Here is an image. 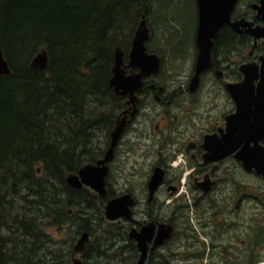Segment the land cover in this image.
Segmentation results:
<instances>
[{
  "label": "flooded vegetation",
  "instance_id": "af4514ba",
  "mask_svg": "<svg viewBox=\"0 0 264 264\" xmlns=\"http://www.w3.org/2000/svg\"><path fill=\"white\" fill-rule=\"evenodd\" d=\"M139 1L135 28L130 32L131 27H127L119 46L122 69L126 77L140 73L138 67L130 65V53L135 31L144 17L149 31L145 53L159 58V71L140 77L138 91L115 95L108 86L112 61L109 91L105 99L95 100L96 106L106 110V120L91 125V129L95 126L94 130L100 131L94 134V141L87 140L90 147L84 149L88 157L93 156L85 165H96L112 146L118 119L125 120L106 163V197L86 186L74 190L100 198L103 211L107 201L130 195L131 219L105 220L111 236L118 241L125 239V250L135 251L133 264H137L141 252L130 234L140 233L145 227L150 233L145 240L144 264H184L185 260L189 264H242L243 232L255 237L244 251L250 260L261 232L257 224L264 221V193L242 186L241 177L263 179L254 171H245L238 159L254 115L264 120V97L259 94L261 85L264 88V37L254 34L257 29L264 31V0H235L227 24L218 29L203 28V33L214 34L208 40L210 61H205L204 54L203 67H198L200 15H212L221 8L208 5L200 11L198 0H194L196 21L192 31L169 10L175 0L169 7L165 0ZM226 2L223 0V4ZM159 3L163 11L158 12ZM156 19L162 21L157 23ZM158 31L166 41L160 47L153 43ZM258 145L264 147V136ZM93 148L99 149L95 152ZM81 167L67 176L76 175ZM153 177L157 181L161 178L154 187L149 186ZM189 209L191 218L186 217H190ZM167 227L171 235L162 241V230ZM84 233L88 238L86 249L88 232H82L73 247ZM84 251L75 256L81 264Z\"/></svg>",
  "mask_w": 264,
  "mask_h": 264
},
{
  "label": "trees",
  "instance_id": "16d2710c",
  "mask_svg": "<svg viewBox=\"0 0 264 264\" xmlns=\"http://www.w3.org/2000/svg\"><path fill=\"white\" fill-rule=\"evenodd\" d=\"M139 8V0H0L11 70L0 76V264H70L82 232L90 236L83 264L136 260L125 239L111 236L103 201L70 188L66 176L92 162L84 149L100 129L91 125L106 120L95 100L109 91L113 51L135 28ZM41 48L47 68L33 71Z\"/></svg>",
  "mask_w": 264,
  "mask_h": 264
},
{
  "label": "water",
  "instance_id": "95a60500",
  "mask_svg": "<svg viewBox=\"0 0 264 264\" xmlns=\"http://www.w3.org/2000/svg\"><path fill=\"white\" fill-rule=\"evenodd\" d=\"M234 1L235 0H228V2L223 4V0H198L200 11L206 10L205 6L208 5H211V7L221 8L220 12H216L215 14L212 13V15L201 12L198 31V47L200 51L198 67H203L204 62L206 60L210 61L209 52L211 42H209L208 40L209 37H212L210 35H214L212 33L207 34V32L203 33V28L206 27V30H209L210 28L218 29L222 25L227 24L229 19V13L233 8ZM254 34L258 38L264 37L263 30H254ZM148 39L149 31L146 27L145 18L142 17L134 34V39L132 41V49L130 53V65L132 67L136 66L140 69V73L138 74L126 77L125 72L122 69L123 52L119 46H117L113 51L112 76L108 82V86L113 90L115 95H125L127 93L131 94L134 91H138L140 89L141 84L140 77H142L143 75H148L150 73L156 74L159 71V58L156 55L151 56L145 53V42L148 41ZM47 65V52L46 50L41 48L40 51L31 60L29 67L33 71H43L47 68ZM0 76H11V70L9 69L8 63L4 59L2 54L1 40ZM260 88L262 90L259 91V94L260 96L264 97V88H262V85ZM260 118L261 115L259 117L258 114L254 115V120L249 125V132L247 133L248 137L243 141L245 142V146H243L242 154L241 156H239L238 159L241 161L243 169L245 171H254L256 176L261 177L264 181V147L258 145L261 135L264 136V120L262 121ZM124 128L125 120L119 118L117 121L116 128L113 131L112 146L106 151L104 158L99 160L96 165L88 164L81 167L76 175L67 176L66 183L68 184V186L73 189H80L81 187L86 186L93 192L97 193L99 196L106 197L105 177L108 172L106 163L110 161L112 156V148L118 141ZM250 142L253 143L252 146H249L248 143ZM37 172H39V169ZM160 179H158V181ZM158 181L156 180V177H153L149 186L154 187L158 184ZM132 203L133 200L131 199L130 195H125L113 201H107L104 207V218L109 221H113L120 217L131 219V212L129 207L132 206ZM133 232L134 231H132V233L130 234V238L134 239L137 242L139 251L141 252V256L137 264H144V261L146 259L145 240L147 238L146 235L150 233L149 227L143 228L142 231L137 234ZM162 233H165V237L162 239V241L164 239L169 238L171 235L170 227H167L166 230H162ZM87 240V233H84L78 240L76 245L73 247L71 256L72 264H81L80 260L75 258V256L81 255L83 253Z\"/></svg>",
  "mask_w": 264,
  "mask_h": 264
},
{
  "label": "rangeland",
  "instance_id": "374dc122",
  "mask_svg": "<svg viewBox=\"0 0 264 264\" xmlns=\"http://www.w3.org/2000/svg\"><path fill=\"white\" fill-rule=\"evenodd\" d=\"M165 2L167 3V7H169L171 5V3L174 2V0H165ZM174 4H175V7L172 9V6H174ZM162 7L163 6L161 5V3H159V6H157L156 10L158 12L163 11ZM169 10L171 12H173L175 15H177L186 24L187 28L192 29V31L194 30L195 21H196L194 0H175V2L169 7ZM155 16L157 17V14H155ZM159 16H160V13H159ZM156 20H157V23L158 22L160 23L162 21V19H160L159 21H158V19H156ZM163 37H164L163 33L158 31L157 39H155V41L153 43H156L157 44L156 46H158V47L163 46V44L166 43V41L164 40ZM241 182H242V186L253 187L260 194L264 193V181L259 179V178H254V177L242 175ZM261 208L259 210V213L262 211ZM190 212H191V210L189 209L188 210L189 215H190ZM186 217L191 218V215L189 217L188 214H186ZM257 229L262 232V236L260 237L259 240H257V238H256V248H255V252L253 254V259L257 258L258 264H264V221L258 222ZM47 231H48V233L53 234L54 238H59V236H57L58 232H57L56 228H49V229H47ZM248 233H249V231L243 232V234L241 236V240L243 241L242 256H241V261H242L241 263L242 264H246V262L249 261L248 257L246 256V253L244 251H245V249L249 248L250 243H252L255 239V237H253V235L251 237H247ZM256 234H257V232H256ZM60 235L62 237V234H60ZM184 264H189L188 260H185Z\"/></svg>",
  "mask_w": 264,
  "mask_h": 264
}]
</instances>
